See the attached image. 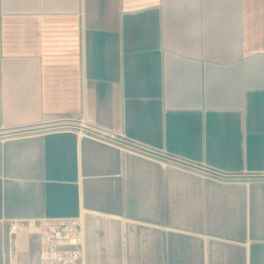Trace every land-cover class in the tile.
Returning a JSON list of instances; mask_svg holds the SVG:
<instances>
[{"label":"crops","instance_id":"obj_1","mask_svg":"<svg viewBox=\"0 0 264 264\" xmlns=\"http://www.w3.org/2000/svg\"><path fill=\"white\" fill-rule=\"evenodd\" d=\"M77 216L86 264H264V0H0V264Z\"/></svg>","mask_w":264,"mask_h":264},{"label":"built area","instance_id":"obj_2","mask_svg":"<svg viewBox=\"0 0 264 264\" xmlns=\"http://www.w3.org/2000/svg\"><path fill=\"white\" fill-rule=\"evenodd\" d=\"M41 130H32L25 133L41 132L57 126H46ZM85 131L102 140H106V133L83 124ZM85 127H90L101 132H91ZM5 136H8L5 134ZM110 139V138H109ZM22 232L35 234L40 239L37 259L34 264H86V227L82 216L77 217H45L13 221L8 226L7 236L14 243Z\"/></svg>","mask_w":264,"mask_h":264},{"label":"water","instance_id":"obj_3","mask_svg":"<svg viewBox=\"0 0 264 264\" xmlns=\"http://www.w3.org/2000/svg\"><path fill=\"white\" fill-rule=\"evenodd\" d=\"M44 128H47V127H25V128H17V129H13V130H11V131H7V133H4V134H6V135H8V136H11V135H16V134L24 133V132H29V131H32V130H41V129H44ZM85 128H86L87 130L91 131V132H96V133H98V134H102L101 132H99V131H97V130H94V129L90 128V127H85ZM105 136H106L107 138H110V139H112V140L118 142V143L124 144V145H126V146H129V147L135 148V149H137V150H140V151H143V152H146V153H149V154H154V155L160 156V157H162V158H164V159H167V160H170V161H173V162H177V163L185 164V165H188V166H191V167H196V168H199V169L204 170V171H206V172L212 173V174H214V175H216V176H219V177H229V176H225V175H221V174H219V173H215V172L209 171V170H207V169H203V168L197 167V166H195V165H191V164H189V163H186V162H184V161H181V160L176 159L175 157H171V156H169V155H164V154H160V153H156V152L150 151V150L145 149V148H143V147H140V146L134 145V144H132V143H130V142H128V141H125V140H122V139H119V138H116V137H112V136L107 135V134H105ZM255 177L260 178V177H262V176H255Z\"/></svg>","mask_w":264,"mask_h":264}]
</instances>
